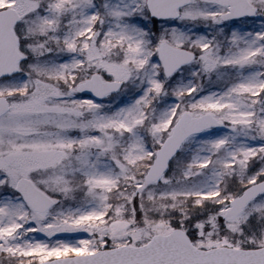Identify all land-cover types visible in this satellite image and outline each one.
<instances>
[{
  "label": "snow or ice",
  "instance_id": "1",
  "mask_svg": "<svg viewBox=\"0 0 264 264\" xmlns=\"http://www.w3.org/2000/svg\"><path fill=\"white\" fill-rule=\"evenodd\" d=\"M0 264H264V0H0Z\"/></svg>",
  "mask_w": 264,
  "mask_h": 264
}]
</instances>
